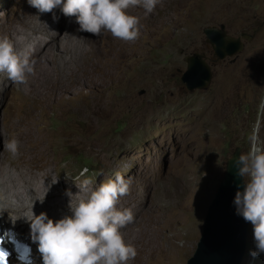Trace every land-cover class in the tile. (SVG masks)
<instances>
[{
    "label": "rangeland",
    "instance_id": "rangeland-1",
    "mask_svg": "<svg viewBox=\"0 0 264 264\" xmlns=\"http://www.w3.org/2000/svg\"><path fill=\"white\" fill-rule=\"evenodd\" d=\"M22 5L23 0H0V29L3 23L20 26L18 16H32ZM127 11L138 17L134 41L103 29L101 34L81 31L75 16L67 20L58 8L39 13L40 34L52 41L42 61L53 73L42 86L49 96L25 97L24 84L0 73V145L13 138L12 119L24 117L22 126L34 137L20 151L37 168L52 171L55 181L79 191L84 180L95 187L120 172L131 185L126 195L133 208L140 206L137 217L149 211L155 216L160 248L145 264H187L227 160L237 146L247 152L253 136L264 143V0H159L147 15L140 6ZM58 12L62 32L55 38L47 24ZM220 24L240 36L244 47L215 62L204 28ZM13 46L22 54L30 45ZM195 52L215 64L209 87L190 91L182 74L186 56ZM86 164L92 169L86 171ZM3 165L0 223L20 230L40 259L24 216L43 211L55 221L67 211L51 204L53 192L31 199L13 163L6 159ZM153 169L152 183H141ZM253 248L250 223L242 264L253 259ZM254 264H264V254Z\"/></svg>",
    "mask_w": 264,
    "mask_h": 264
},
{
    "label": "clouds",
    "instance_id": "clouds-1",
    "mask_svg": "<svg viewBox=\"0 0 264 264\" xmlns=\"http://www.w3.org/2000/svg\"><path fill=\"white\" fill-rule=\"evenodd\" d=\"M27 3L40 13L58 8L65 16L74 15L81 31L101 34L103 29L118 39L134 41L139 35L138 17L127 9L140 6L147 15L159 0H27ZM60 12L53 13L50 20L55 38L59 37L61 27ZM32 72L33 62L29 57L17 53L8 37L0 38V73H6L13 84L22 85ZM3 149L15 155L17 139L13 137L4 142ZM233 164L236 175L243 178L233 204L236 213L252 225L254 248L249 250V255L255 258L264 254V143H257L251 137L248 151L236 157ZM88 185L89 181L84 180L78 185V192L66 190L70 214L55 221L43 211L39 214L31 211L24 216L30 222L41 262L35 260L33 245L28 240L16 232L6 231L0 223V242L10 248L7 261L26 264L15 257L10 246L12 238L23 240L31 247L29 264H126L135 258V247L124 240L120 231L133 222V213L129 208L116 207L118 198L128 192L129 181L116 172L95 187Z\"/></svg>",
    "mask_w": 264,
    "mask_h": 264
},
{
    "label": "bare ground",
    "instance_id": "bare-ground-1",
    "mask_svg": "<svg viewBox=\"0 0 264 264\" xmlns=\"http://www.w3.org/2000/svg\"><path fill=\"white\" fill-rule=\"evenodd\" d=\"M22 12L26 14H31L32 16H18V21L20 23V26H16L14 28L10 27L6 23H3L0 29V38L8 37L13 45L20 43H23L24 45H28V44L30 45L29 47L28 46L25 47L24 52L21 54V55H27L29 59L33 62V72L27 75L26 82L24 83V87H25L24 95L25 97H27L29 94H31V92H37L39 97L36 99V101H41L43 99L45 100L49 96V91L42 88V86L53 75L52 69L50 67L43 66L42 63V61L46 58V50L52 48V41L48 40L44 35L40 34V26L38 24L39 23L38 15L40 12H38L35 8L31 7L27 3V0H23ZM62 16L68 20V17L65 16L63 13ZM72 19H74V15H72ZM47 29L49 35H51L52 37V33H51L52 27L50 20L48 21ZM58 34L60 35V30ZM52 62L55 63V60H52ZM24 121H25L24 117L12 119L11 124L8 128H11V132H12L11 137H16L20 140L18 142V150L17 153L14 156H12L9 152H6L3 149V146L0 145L1 146L0 169L1 170L4 169L5 166L3 165V163L6 159L10 160V162L13 163V165L15 166V170L17 171V174H19L21 177V181L24 185L23 187L30 188L29 193L31 199L43 198L50 192L51 193L53 192L56 194V197L53 200L51 199L52 200L51 204H53L56 207L65 208L67 214H70L67 208L68 197L65 195V192L67 190V191H71L72 193H76L78 192V189L76 190L72 188L71 187L72 184L65 180L59 179L55 181L52 175V171L48 170L47 168H40V169L37 168L36 165L37 163H35L32 159H30L26 155L22 154V152L20 151L21 146H23L26 142L32 140V138L34 137L31 133L28 132L29 130H25L26 128L25 129L23 128L26 125L25 123L23 124ZM22 124L24 126H22ZM5 137H6L5 134H1V139H4ZM21 137L26 138L27 141H23L22 139H20ZM145 167H148V165H146ZM146 169L149 172V168ZM141 173H143V171ZM155 178H156V174L153 169L150 173H148V177L140 182L149 185L152 183V181ZM77 180H79V178L75 179L74 181L76 182ZM129 192H131V187L128 188V192L126 194H129ZM126 194L120 196L119 201H117L116 203L117 208H129L134 216L132 223H129L120 229L121 233L123 234L124 240L128 243H131L136 249L135 258L128 260L126 264H145L146 259L148 257L152 258L154 252L160 248L156 236L157 229H155L153 225V219L155 218V216L149 211L143 215H140V217H137V214L134 211L136 208L139 209L140 206L136 207L134 205L136 207L134 209L132 200L129 199L128 195ZM10 207L13 210V212L15 213L18 212L16 207H12V206ZM25 224L27 227H30V222L28 220L25 221ZM13 227L11 228L10 226L9 227L7 226L6 231L11 230L13 231L12 233L19 232V235L23 239H26L24 236H22L24 234H22L20 230H18L16 227L14 228ZM38 254L40 255V253ZM35 259H37L36 260L37 262H41L40 259H38L37 255ZM254 263H255V258H253L248 264H254Z\"/></svg>",
    "mask_w": 264,
    "mask_h": 264
},
{
    "label": "water",
    "instance_id": "water-1",
    "mask_svg": "<svg viewBox=\"0 0 264 264\" xmlns=\"http://www.w3.org/2000/svg\"><path fill=\"white\" fill-rule=\"evenodd\" d=\"M204 33L213 46L215 62L238 54L244 47L240 36L228 33L225 24L206 26ZM187 68L182 81L190 91L207 89L213 78V65L205 54L186 56ZM237 146L227 160L226 170L206 211L205 223L196 249L187 264H242L246 252L250 222L235 211L233 198L243 178L236 175L233 161L241 154Z\"/></svg>",
    "mask_w": 264,
    "mask_h": 264
},
{
    "label": "snow or ice",
    "instance_id": "snow-or-ice-1",
    "mask_svg": "<svg viewBox=\"0 0 264 264\" xmlns=\"http://www.w3.org/2000/svg\"><path fill=\"white\" fill-rule=\"evenodd\" d=\"M5 258V253L4 252H0V260H3Z\"/></svg>",
    "mask_w": 264,
    "mask_h": 264
},
{
    "label": "trees",
    "instance_id": "trees-1",
    "mask_svg": "<svg viewBox=\"0 0 264 264\" xmlns=\"http://www.w3.org/2000/svg\"><path fill=\"white\" fill-rule=\"evenodd\" d=\"M85 167H87V170H86V171H89L90 169H92V168L90 167L89 164H86ZM86 171H84V173H85Z\"/></svg>",
    "mask_w": 264,
    "mask_h": 264
}]
</instances>
